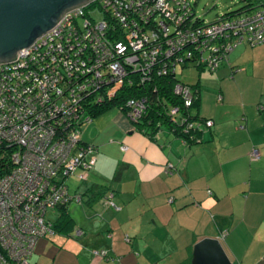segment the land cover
Returning a JSON list of instances; mask_svg holds the SVG:
<instances>
[{"label":"crops","instance_id":"obj_1","mask_svg":"<svg viewBox=\"0 0 264 264\" xmlns=\"http://www.w3.org/2000/svg\"><path fill=\"white\" fill-rule=\"evenodd\" d=\"M215 72L216 88L198 84V112L213 123L200 142L149 136L116 109L86 125L96 163L67 208L82 234L38 241L31 264H190L205 237L231 264H264V42H241ZM91 187L103 194L91 199Z\"/></svg>","mask_w":264,"mask_h":264},{"label":"built area","instance_id":"obj_2","mask_svg":"<svg viewBox=\"0 0 264 264\" xmlns=\"http://www.w3.org/2000/svg\"><path fill=\"white\" fill-rule=\"evenodd\" d=\"M184 2L94 0L92 3L100 4L106 17L120 15L123 8H128L131 21L125 24H134L129 28H170L176 24V28L182 31L188 18L185 16L189 11L188 3H185L183 13L173 9L172 4ZM85 11L84 7L67 13L55 28L21 51L14 62L0 64V156H5L13 165L0 174V264H11V259L16 261L14 264H28L35 237L48 228L42 225L46 209L63 202L68 196L67 177L74 175L85 180L95 163L92 145L77 151L75 145L79 135L73 132L59 137L54 128L81 113V95L86 88L97 84L102 86L108 80L119 85L126 75L127 66L120 63V59L127 55L128 45L115 43L114 53L118 57L106 64L109 52L104 49L106 45L98 33L108 28V18L94 23ZM157 15L161 16L159 21H155ZM205 31L207 37L200 39L197 45L212 54L207 58V66L214 71L219 59L244 42L245 37L250 45L264 42V10L239 21L212 25ZM236 36L237 42L232 43ZM129 37L130 54L124 59L138 62L139 51L147 43L148 36H139L135 32ZM209 37H218V42H212ZM157 43L154 41L153 45ZM75 47L78 51L70 54ZM220 49L225 52L221 54ZM86 53L94 55L95 64L88 65L84 61ZM91 74L96 76L95 81H88ZM175 87L179 88L177 94L184 97V104L190 106L192 92L189 87L181 84ZM134 101H129L130 111L125 114L132 121L142 113L141 104ZM88 120L85 118L86 122ZM206 125H212V121L207 120ZM251 157L259 158L257 149L252 150ZM109 205L117 208L111 200Z\"/></svg>","mask_w":264,"mask_h":264},{"label":"trees","instance_id":"obj_3","mask_svg":"<svg viewBox=\"0 0 264 264\" xmlns=\"http://www.w3.org/2000/svg\"><path fill=\"white\" fill-rule=\"evenodd\" d=\"M185 1L188 3L186 7L189 11L185 14L188 18L186 19L184 25L185 28H182V31L179 30L180 28H176V24H172L170 28H129V26H133L134 24L133 22H131V24H125L128 21H131L128 8H123L120 15L115 16L113 14L106 17L105 11L101 8L100 4L91 3L85 7V13L94 23L100 22L105 17L108 18V28H103L98 33L100 39L106 45L104 49L107 48L109 52V55L106 56V64L113 62L118 57V55L114 53L115 43L125 42L129 47V51V49H131V46L129 45V36L131 34L137 32L139 36H148V39L146 41L147 43H145L139 51V55L141 57L138 62L134 61L131 63L125 60V57L130 54L128 51L127 55H123L121 57L120 63L127 67L125 69L126 75L122 78L119 85L112 80H108L102 86L98 84L93 85L83 91L84 93L81 95L80 102L81 113H76V118L73 117L71 119H67L62 123V125L54 128L56 136L65 137L73 132H76L80 138L75 145V149L78 151L83 146L92 145L95 148L94 155L96 157L98 150L97 146L82 139V133L86 125L92 122L101 113L111 109H116L124 115H127L131 107L128 104L129 101L135 100L134 102H139L142 106L141 116L137 120L132 121L136 129L141 130L149 136L158 134L160 131H166L169 135L181 138L186 144L201 141L200 135L202 131L211 126L206 125L207 120H212L201 116L198 112L200 90L198 83L190 85L180 81L176 76V67L178 65H181L183 68L194 66L198 70L207 69L209 72H215L218 69L220 62L227 60L226 56L228 57L230 52L219 59V64L216 70L210 71L207 66V58H209L212 54L209 50H203L201 49V46L197 45L200 39L207 37L205 29L220 23L227 24L228 22L239 21L258 11H263L264 0H238L240 5L235 10L223 12L222 14L217 15L212 21H205L196 14L193 3L190 0ZM186 2L182 4L171 3L172 8L176 10L179 9L178 11L183 13V7ZM125 3H127V1H125ZM91 8H99L102 13L101 19L97 20L96 17L91 14ZM174 12L177 13L176 11ZM160 17L161 16L157 15L155 21H159V19H161ZM176 18H178V14ZM122 19H124V21H121ZM78 23H82V21H79ZM126 25H128V27ZM182 35L184 36L182 37ZM187 35H189V37L185 40ZM233 36L235 35L233 34ZM237 38V36L234 37L231 42H237ZM209 40L217 43L218 37L212 39L209 37ZM244 40L246 41V37ZM154 41H158V43L153 45ZM181 42L183 43L181 44ZM74 43H76V41H74ZM82 45L83 43L81 46ZM101 49H103V47ZM77 51L78 47H75L74 51L70 54ZM141 52L143 56L141 55ZM220 52L223 54L225 51L220 49ZM188 53L190 54L187 55ZM70 57H72V55H70ZM150 58H152L153 61ZM83 59L88 65L95 64L94 55L92 53H86L83 56ZM88 77V81L96 80V76L94 74H91ZM178 84L188 86L191 90L192 102L190 106H186L184 104L183 96L173 92L175 86ZM64 89L63 85V91H65ZM85 118H88L89 120L86 122ZM95 163L93 167L95 166ZM12 166V163L7 160L5 156H0V174L1 171L4 174L6 170L11 169ZM66 184L68 185L67 179ZM94 189V187L87 189V191H89L87 193L90 194L91 199L95 198V196L97 197L103 194L100 192L102 189ZM67 195L68 196H65V200L63 202L56 204L54 207H48L52 209H59V216L55 221H51L46 218L48 208L46 209L44 216H42V225L48 228L43 234H39L35 237L34 246L27 258L28 264H31L30 259L35 252L38 241L44 239L52 240L57 233H63L66 236L72 235L73 237L82 234L81 229H75L71 232L73 221L67 212L69 203L72 201L81 202V197L77 193H70V191H68ZM111 197L112 194L110 193L107 197L108 204ZM226 231H221V238H224ZM26 234L28 236L30 235L28 233ZM31 234L33 235V232ZM2 235L3 234H1V236ZM0 247L2 248V246ZM93 253L94 255L108 258L105 250L103 249H95L93 250ZM15 262L16 261L11 259V264H14Z\"/></svg>","mask_w":264,"mask_h":264},{"label":"water","instance_id":"obj_4","mask_svg":"<svg viewBox=\"0 0 264 264\" xmlns=\"http://www.w3.org/2000/svg\"><path fill=\"white\" fill-rule=\"evenodd\" d=\"M94 0H0V64L55 28L63 17ZM190 264H231L218 238L205 237L193 246Z\"/></svg>","mask_w":264,"mask_h":264},{"label":"rangeland","instance_id":"obj_5","mask_svg":"<svg viewBox=\"0 0 264 264\" xmlns=\"http://www.w3.org/2000/svg\"><path fill=\"white\" fill-rule=\"evenodd\" d=\"M193 5L197 15L203 18L205 21H212L215 17L223 12L235 10L240 3L238 0H190ZM89 8V7H88ZM91 14L96 17L97 20L101 19V11L99 8H91ZM217 72H209L207 69L199 71L194 66L182 67L178 65L176 67V76L178 79L186 84H196L199 80L200 87H214L216 86L213 84L211 80L213 76H216ZM178 87H175L173 92L178 93ZM125 116V115H124ZM132 122V120H130ZM133 124V123H132ZM208 129V128H206ZM78 180V181H77ZM67 182L69 185L70 193H73L74 190H81L85 187L84 181L79 180L74 176H70L67 178ZM78 186V187H77ZM73 204L75 201H72ZM59 216V209H52L48 208L46 212V218L50 219L51 221H55ZM54 238V237H53Z\"/></svg>","mask_w":264,"mask_h":264}]
</instances>
